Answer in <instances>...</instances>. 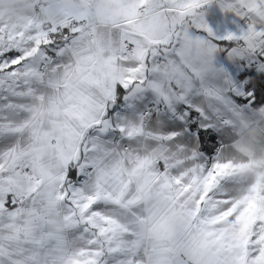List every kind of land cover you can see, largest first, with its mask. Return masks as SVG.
Returning <instances> with one entry per match:
<instances>
[{"label":"snow or ice","instance_id":"obj_1","mask_svg":"<svg viewBox=\"0 0 264 264\" xmlns=\"http://www.w3.org/2000/svg\"><path fill=\"white\" fill-rule=\"evenodd\" d=\"M4 3L0 264H264V0Z\"/></svg>","mask_w":264,"mask_h":264},{"label":"crops","instance_id":"obj_2","mask_svg":"<svg viewBox=\"0 0 264 264\" xmlns=\"http://www.w3.org/2000/svg\"><path fill=\"white\" fill-rule=\"evenodd\" d=\"M12 7V3L0 4V15H6ZM206 19L209 26L219 34L232 30L231 17L220 12L215 4L208 6ZM237 139L239 148L255 152L264 151V109L255 112L246 120L244 126L237 129Z\"/></svg>","mask_w":264,"mask_h":264},{"label":"clouds","instance_id":"obj_3","mask_svg":"<svg viewBox=\"0 0 264 264\" xmlns=\"http://www.w3.org/2000/svg\"><path fill=\"white\" fill-rule=\"evenodd\" d=\"M17 23H22V21H16V20H13V21L11 22L12 25L17 24ZM10 26H11V25H10Z\"/></svg>","mask_w":264,"mask_h":264},{"label":"trees","instance_id":"obj_4","mask_svg":"<svg viewBox=\"0 0 264 264\" xmlns=\"http://www.w3.org/2000/svg\"><path fill=\"white\" fill-rule=\"evenodd\" d=\"M209 145H210V144H209ZM209 145H208V146H209ZM209 147H211V146H209Z\"/></svg>","mask_w":264,"mask_h":264}]
</instances>
